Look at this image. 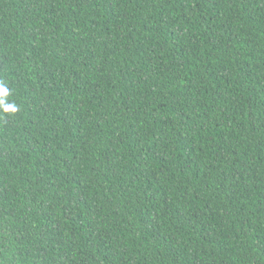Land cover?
I'll list each match as a JSON object with an SVG mask.
<instances>
[{"label": "trees", "instance_id": "obj_1", "mask_svg": "<svg viewBox=\"0 0 264 264\" xmlns=\"http://www.w3.org/2000/svg\"><path fill=\"white\" fill-rule=\"evenodd\" d=\"M0 264H264V0H0Z\"/></svg>", "mask_w": 264, "mask_h": 264}]
</instances>
